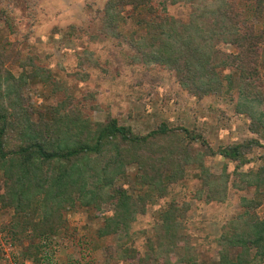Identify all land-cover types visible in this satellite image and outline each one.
Here are the masks:
<instances>
[{"label":"rangeland","instance_id":"obj_1","mask_svg":"<svg viewBox=\"0 0 264 264\" xmlns=\"http://www.w3.org/2000/svg\"><path fill=\"white\" fill-rule=\"evenodd\" d=\"M110 1L118 2L111 12V30L107 28L110 21L104 17ZM190 21L200 26L205 38H210L212 31L217 34L210 41L214 55L211 63H231V67L218 68L216 73L224 85L222 92L195 94L181 84L176 70L152 59L163 44L160 38L173 36V22L180 32L182 25ZM248 27L259 40L252 56L246 58L242 49L223 41L228 34H221L232 29V35L234 28ZM244 66L249 70L258 68L259 77L249 80L251 87L244 92L255 101L252 106L256 112H264V8L259 13L254 1L0 0V68L6 78L20 82L26 71L29 78L23 85L21 108L13 109L7 99L6 113L13 114L6 123L11 126L4 139L7 151L40 144L42 139L56 148L95 145L99 130L112 122L125 127L131 136L157 133L149 139L147 157L161 158L154 153L168 147L184 151L177 158L187 159L183 173L173 174L174 181L164 183L166 195H155L147 203L146 215H138L131 225V240L125 246L141 257L162 224V211L172 205L177 209L181 235L194 248L198 264H219L217 240L227 230L226 224L244 213L243 199L259 201L255 213L264 219V199L250 185L264 170V134L254 133L253 118L236 110L237 91H227L228 75L233 76L237 88L242 87L239 68ZM36 69L34 79L31 74ZM14 94L19 98V93ZM26 125L30 129H25ZM163 128H167L165 133L161 132ZM82 129L88 136L78 135ZM28 131L38 134V139H31ZM252 141L260 142V146L243 150L246 164L219 155L208 156L209 148L218 151ZM126 148L134 156L137 147ZM109 157L103 152L89 156L83 153L72 159L76 170L83 171L84 163L89 162L97 170ZM196 158H203L208 173L193 163ZM92 159H97V166L90 162ZM20 163L21 160L8 162L7 168L0 170V264H130L116 260L120 250L117 238L102 237L100 230L115 211L112 204L105 202L107 196L116 198L117 193L125 191L132 201H140L144 187L139 182L138 164L126 165L112 187L102 191L103 196L107 194L102 204L84 206L82 200L76 199L78 195L72 197L62 190L50 196L27 191L22 204V196L17 193L19 184L10 193V186L13 188L22 177ZM41 163L34 160L30 173L50 189L61 166L68 167L71 161L66 159L63 165ZM216 177L221 180L218 182ZM84 179L89 183L87 190H92L99 175ZM226 180L228 195L218 201L214 198L215 187ZM48 199L50 210L43 206ZM232 252L235 256L239 250ZM175 255L182 258L183 249H177Z\"/></svg>","mask_w":264,"mask_h":264},{"label":"trees","instance_id":"obj_2","mask_svg":"<svg viewBox=\"0 0 264 264\" xmlns=\"http://www.w3.org/2000/svg\"><path fill=\"white\" fill-rule=\"evenodd\" d=\"M254 1L257 3L258 12L261 13L264 8V0H246ZM138 3V2H135ZM123 4H126L123 3ZM139 5V3H138ZM118 6V2L110 1L106 8H109L104 13L106 21H110V26H107L108 29H112V9H115ZM222 9H225V2H223ZM226 20H222L224 25ZM236 20V17H235ZM231 23V21H229ZM233 22L234 18H233ZM238 23H242L239 20ZM247 23L245 22L243 27ZM106 25V24H105ZM176 23L173 22L172 29L173 36L166 34L165 38H160V41L163 43L159 51L152 56L154 62L170 66L178 73L181 84L190 89L191 92H194L198 95H209L216 91H223L224 85L218 77L216 76L218 68L227 69L231 67L230 62L211 63L213 58V47L210 44V41L217 35L214 31L210 32L212 36L210 38H205V32L202 31L200 26H197L192 21L187 24L182 25V30L179 32L175 27ZM233 27V26H232ZM224 28H227L224 26ZM215 29V28H214ZM228 30V29H227ZM231 30L229 33H231ZM234 34L224 33L221 34L229 35L225 36L224 40L226 43L232 42L234 46L239 47L244 51L243 56L249 57L252 56V49L256 47L258 43V38L252 33L251 28H246L241 30L239 28L233 29ZM163 35V34H162ZM239 57L235 58L238 60ZM253 63V60H251ZM249 63V62H245ZM242 70V75L240 77V83L242 82V87L237 88V84L232 82L233 76L228 75V90L229 93H234L237 91L239 101L236 104V110L240 114H248L253 118L252 128L254 133H259L260 131L264 134V112H256V108L252 106L254 100L248 98V94L245 93V89L251 87L250 81L254 77H259L258 68H239ZM34 74H31L32 78H37L38 69L33 70ZM3 70L0 68V170L6 169L8 162L13 163V161L21 160L19 164L22 172V177L15 182V185L10 186L12 190L21 194L20 200L23 204L26 200L25 194L27 191H35L37 194H45L47 196L53 195L57 192L60 194L62 190L64 193L69 192L72 197L77 196V200H82L84 206H94L97 203L102 204L104 202L105 196L102 195L103 190L109 189L112 187L113 181L123 172L126 165L138 164L139 166V182L143 185V193L140 196V201L136 203L132 201L131 197L126 194L125 191L117 193L116 198H110L107 196L108 200L106 203L112 204L114 206V214L105 220L104 227L100 230V235L102 237H116L118 240V256L117 261L120 262H129L130 264H198L195 259L194 248L190 245V242L187 237L181 235L180 224L177 222L178 213L175 206H170L166 211H162V224L157 226L156 233L153 236V242L147 246L148 250L146 251L143 257L140 256L136 250L132 247L127 248L125 244L131 240L130 232L131 225L135 223V220L139 216H144L147 213V204L153 199L155 195L159 197H164L167 193L166 182L172 183L174 181L173 174L178 175L183 173L187 159H177L182 157L184 151H179L178 148L172 149L171 147L164 148L163 151H159L156 154H160L161 158H152L147 157V153L150 151L148 148L149 139L156 136L149 135L147 137H137L131 136L125 127L119 126L116 122H112L107 125L103 130H99V136L97 137V144H75L73 148H56L53 147L50 141L42 139L40 144L33 143V145H28L27 147L20 148L17 151L6 150L4 139L6 132H8L11 126L6 124L8 117L13 116L9 114L8 108H5L7 104V99L11 101V107L13 109L21 108L23 106V98L21 99L23 85L28 83L29 78L27 71L22 75L18 80L15 78L9 79L6 78L3 74ZM6 78V79H5ZM249 81V82H248ZM33 82H35L33 80ZM20 83V85H18ZM19 93L18 96L14 93ZM21 99V101L19 100ZM6 101V103H5ZM14 101V102H13ZM2 102L4 105L2 106ZM53 110V109H51ZM26 114V111L24 110ZM255 113H259L258 116H255ZM27 122V120H24ZM25 129H30L27 125ZM8 130V131H7ZM82 134L78 135H87L88 132L85 129H82ZM167 128L161 130L162 133H165ZM31 133V131H28ZM28 132L25 135H28ZM260 132V133H262ZM32 134V133H31ZM38 134H32L31 139H38ZM88 136V135H87ZM91 138V134H89ZM264 137V136H263ZM87 138V137H86ZM135 145L137 149L134 151L139 152L137 154L134 152V156L131 154L130 149H127L126 146ZM260 146V142H251L247 145H236L231 148H222L218 151H213L208 149V156H222L225 159L239 162L240 165L246 164V159L243 150L251 151L254 148ZM110 155L106 164H103L101 168H95L89 162L84 163V170H76L72 158L78 157L80 154H99L101 155ZM244 153V154H243ZM250 153V152H249ZM98 156V155H97ZM153 156V155H152ZM68 159L71 161L68 167H65L62 164V161ZM41 161V164H52L59 163L62 164L60 174L50 183V189L47 188V185H44L42 180L38 176H34L33 173H30L33 170L32 162ZM94 165H98L97 159L96 162L92 159L90 160ZM194 164H199L205 173H208V169L203 167V158H196L193 162ZM81 166V167H82ZM166 170H170L169 174ZM93 171H96L93 174ZM165 173H162L164 172ZM26 175H25V174ZM101 174L103 178H101ZM99 175V180L94 182L97 184L92 190H87L89 185L88 180H85V177H95ZM206 177H209L206 176ZM215 177V176H214ZM218 182L221 178L216 177ZM35 180L32 182L31 180ZM228 180L217 184L216 193L214 196L218 201H223L227 197L228 191ZM251 187L253 186L256 189V194L261 199H264V192L262 189L264 187V170L261 175L258 174L256 181L252 182ZM222 189V190H221ZM71 197V200H75ZM90 197V200H88ZM88 200V201H87ZM87 201V202H86ZM44 203V201H43ZM61 202H58V204ZM22 204H19L20 206ZM260 202L254 200L243 199L242 208L244 213L238 217L231 220L226 224L222 237L217 240L220 246V261L219 264H260L264 261V219L260 220L257 214L255 213L256 209L259 207ZM45 209L50 210L52 206L49 202V199L43 205ZM21 211L26 210V208L19 207ZM53 213V208L52 211ZM61 225V223H60ZM59 228V226H58ZM37 229V228H35ZM57 229V228H56ZM40 231V230H39ZM48 231V230H45ZM131 242V241H130ZM183 249L184 256L182 258L176 257V250ZM239 250V252L233 256V250Z\"/></svg>","mask_w":264,"mask_h":264}]
</instances>
